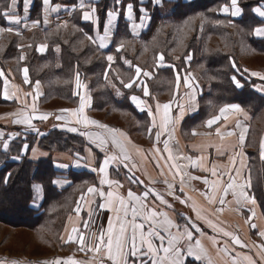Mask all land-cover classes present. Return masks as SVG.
I'll list each match as a JSON object with an SVG mask.
<instances>
[{
    "label": "crops",
    "instance_id": "0c3cea01",
    "mask_svg": "<svg viewBox=\"0 0 264 264\" xmlns=\"http://www.w3.org/2000/svg\"><path fill=\"white\" fill-rule=\"evenodd\" d=\"M100 1L101 0H84L86 5L90 4L92 7ZM146 1L148 0H143V3ZM181 1L191 2L192 0ZM239 1L240 0H238V6ZM34 2L35 0H32L30 3L29 13L23 11L19 12V15L22 17L19 24L6 23V28L12 27L14 29V31L9 33L16 36H22L36 30L48 31L53 27H65L67 23L71 21L74 12L80 9L79 5L81 0H52L53 6L59 5L60 7L57 12H49L47 17L43 15L41 4L39 10L34 13L35 17L33 16ZM137 2L139 3V0H137ZM152 2L154 5L162 6V0H152ZM124 3L127 4L125 0ZM256 5H261L262 10H264V0L260 3L256 2ZM225 6H228L231 11V0H229L226 5L221 6L219 9L220 15L231 19L233 18V20H236L241 16V14L232 16L230 13H225L223 11ZM20 7L22 9L23 5L21 4ZM166 8L170 7L166 6ZM253 14L263 22V25L257 28L264 29V18L259 17L254 11ZM36 20L41 21L39 26H33V21ZM81 22L89 28L87 37H94V41L88 40L94 43L99 50L106 52L113 44L119 19H113L111 21L108 37L103 41L105 45L103 48H100L99 45L101 43L100 37L104 35L103 27L108 23L106 17L99 28H97L94 20L86 22L82 18ZM150 22L149 19H145L143 26L141 27L139 26L140 21L137 19L136 24L138 26L135 28L131 26L130 22H127L130 35L133 37L140 36L143 32L148 30L147 27H149ZM257 28H255L253 32L255 39H264V32L257 34ZM41 45L45 46L43 52L39 51ZM28 47H30V44H25L22 45L20 49L24 50ZM34 49L39 56H44L47 54L48 45L44 40H41L34 46ZM56 51L57 48L55 49V52ZM56 55H58V53H56ZM21 61H23V59H21ZM23 69L24 68L21 70L22 84L13 83L6 77L3 79V88L1 92L2 100L8 103H13L10 106L12 108L10 111L0 115V133L3 134L4 142L5 140L9 142V151L7 153H5L3 147L0 146V154L3 155V158L5 159L3 162H20L21 159L25 158L26 160L31 161L33 168L36 169L41 162L49 159V153L38 147V144L29 146L27 154H21V147L22 144L26 142L24 139H26L27 136L34 135L37 139H40L46 134V132H44V134L38 136L37 133L29 134L28 132L23 136L16 135V132L26 131L28 129L30 131L34 130L28 125L15 122L27 115H48V119L44 121L38 119L32 120V125L39 131L42 129V126H49L50 129L55 128L58 131L62 129L70 134L82 136L84 139L83 156L80 158L75 156L70 158L61 154L59 150H52L51 167L54 171V175L50 179L49 185L58 195L57 198L59 200H57V202H63V199H68L71 203L67 206L68 210L65 214L63 223L58 228V231L57 229L54 230L52 225L46 228H43L41 225L33 229H24L26 232L24 234H29L28 237L25 235V242L30 243V248H26L27 251L24 249L16 252L10 249L1 251L0 264H54L57 260L64 262L69 259L78 262V264H101L100 254L81 251L79 250L78 243L67 242L69 236H72L75 241L78 233L84 234L87 239L90 233L98 232L101 225L106 228L108 218L114 215L107 209L99 208L98 205L105 201L97 194L88 192L89 187L95 186L100 188L101 179H105L106 181H119L123 185L122 188L113 184L111 189H109L108 184L105 183L101 190H112L122 195H126L129 188L138 195H141L143 190L148 187L154 188L164 196L172 207L167 208L164 205H160L158 201H156L155 204H152V206L158 208L161 212H166L171 220L181 226L182 230L183 226L188 223V220L185 219L186 217L195 221L201 231H196L194 228L191 229L193 232L192 243L194 244L196 240H199L207 251V256L202 258L197 264H231V258L236 256L237 253H239L237 258L241 261L243 260L244 255H249L257 262V264H264V259L261 258V253L258 247L260 244L264 243V238L259 235L260 232H264V211L260 208L256 199H254V203L251 200L254 196L251 191L252 179L249 173V157L247 152V150L251 151V149H254L261 155V145L264 142V128L259 135L255 137L259 139V143H257L258 145L256 144L254 147L249 148V146L246 145V143H248V138L250 136L254 137L251 133L252 116L244 110L240 104L225 103L218 109L215 115H212L210 118L203 121L200 126L191 129L190 131H185L183 130V123L187 118L197 114L199 110V98L204 92H206L204 86L198 81L193 85L188 80V86H186L185 80L184 83L173 85V88L167 87L164 89L166 91L159 93L160 100H162L163 103L160 102L159 99L156 100L157 92H152V87L150 85L148 87L147 85H143L142 90L146 87L149 95L146 96L143 91L142 96L145 101L140 107H137L134 103L133 104L139 111L145 110L142 106L148 105L147 112L151 107L154 113V116L149 115L151 125L140 131L141 137L146 141V144L143 145L135 142L132 137L129 136L128 131L130 130L126 128H113L102 124L88 114L92 99L88 96L85 85L80 88L76 86L79 98H77L76 107L69 110L78 111L81 98L83 97L86 101V105L83 113L80 114L79 119L83 120L84 117H87L88 120L95 121L96 124H77V116L72 115L71 112H67L63 115L62 112L43 110L40 102L43 96V87L39 82V87L37 88V81L31 85L30 80L26 83L24 80ZM181 72H183V70H181ZM251 73L260 72L250 71L248 72V75L261 80L258 76L251 75ZM5 80H7V98H5L4 95ZM189 82L191 85H189ZM150 92L153 95V99L150 96ZM157 104L161 106L159 111H156ZM165 104L169 105L168 124L162 133L161 140H168L169 149L174 157L173 160L167 161V163H165V160L160 159L158 153H154V146L163 149V143L156 144L154 134L157 131V128L152 127L153 122H155L157 126H160L163 123L165 116L163 105ZM231 105H238L242 111L235 112L228 107ZM135 106L134 108L136 109ZM221 109H226V111L222 113ZM57 117L63 118L57 119ZM209 120L215 121L211 127L208 126ZM98 125L107 126V128L99 127ZM69 128H75L76 131H68ZM149 128H152L151 135L148 131ZM108 129L117 130L115 134L125 146V149L131 158L128 163L131 164L134 162L138 166L131 172L124 168L122 163L119 165L117 163H111L104 174H101L98 171H92L93 168H98L102 164L106 156L122 155L118 147L111 145V137L113 133L109 132ZM217 129L219 130V135L217 134ZM229 132L233 134L227 135ZM83 133H87V135H84ZM119 133H123L124 136H119ZM185 134H188V137L191 138L190 142L186 141ZM240 135H243L245 138L243 144L239 141ZM12 136H15V138L12 139ZM99 138L107 139L109 141L105 151H101L100 147L97 146ZM33 150L35 154H33ZM163 155L164 157H167L168 153L164 152ZM13 156H18L20 158L13 160ZM3 162L0 161V169L5 165ZM233 162H235L236 167L240 169L242 176L244 177V179H237L240 180L241 183L248 182L250 184L246 189L250 197L249 201L242 208H237L232 196L229 195L224 205H220L218 202H215V200L213 203H209L204 193L207 192L209 196H216V194L211 191L212 184L217 181L218 177H221V184L228 180V176L223 175V173L231 171ZM157 163L160 165L159 168L156 167ZM173 163H179L181 165V170L185 173V184L182 192L179 190L181 187L179 178L177 177L173 179L172 172L175 170L170 171L168 168V165ZM117 167H119V171H117ZM213 168L216 169L218 176H212L211 171ZM161 172H163V175L160 174ZM133 173L134 177L138 178V181H143L144 183H132L128 177L132 176ZM5 177L3 183L7 184V182H5ZM191 177H200L201 179H192ZM203 178L209 180L208 185L203 183ZM165 180L169 183L175 184V196L179 197V199L173 198V196L169 194V189L165 184ZM36 184L42 185V192L39 196H37L34 188V185ZM44 184L45 183L42 180H36L31 183L32 195L28 206L33 212H35V215H40L43 212L42 205L45 199ZM152 200L153 197H149L150 204L152 203ZM181 200H184L186 203H181ZM221 208L223 209L222 211H220ZM90 212L92 213V216L89 221ZM197 212L203 217L202 219L197 217ZM85 222H89L87 229L83 227ZM253 224L255 225L254 228L252 227ZM210 225H215V227ZM73 227L78 229V233L72 232ZM224 231L229 232L232 236H238L242 244L247 245V247L242 248L239 245L231 243L230 237H225L223 235ZM48 232L57 233V236H45ZM173 232L175 233V229H173ZM187 243L186 238L181 240L182 245H186ZM35 246L36 248H33ZM225 247H227L228 250L227 255L224 251ZM28 251L31 252L29 253ZM188 259L191 262V258ZM243 264H246V262H243Z\"/></svg>",
    "mask_w": 264,
    "mask_h": 264
},
{
    "label": "trees",
    "instance_id": "16d2710c",
    "mask_svg": "<svg viewBox=\"0 0 264 264\" xmlns=\"http://www.w3.org/2000/svg\"><path fill=\"white\" fill-rule=\"evenodd\" d=\"M6 1L0 0V9L6 6L4 5ZM228 1L192 0L191 2H182L181 0H162L161 7L173 6L169 16L171 22L167 23L161 12H156V14L151 16V22L146 33L133 40V42L127 30V22L121 15L113 44L106 52L99 50L97 46L88 40L89 28L81 22V12L75 11L71 21L63 27L65 28L64 31H61V27H53L48 31L38 30L35 31V33H39L36 37L31 36L34 32L23 37L6 33L11 39L7 42L8 45L3 54H0V64L4 67L6 60H13L19 63L20 58L24 55L25 60L22 63L20 62L19 66L22 64L28 68L31 81H39L44 85V95L41 104L46 100L45 86H47V94H51L56 100L67 101L70 105L74 104L77 99L71 95V92L73 91L72 79L73 75H75V70H77L80 78L85 81L93 75L94 82L88 80L89 85L94 84L103 87L101 88L102 90L90 87L93 100L91 110L101 111L107 107L109 110L118 112L121 115L128 114L131 118L140 122V118H143L144 114L136 112L125 99L119 103L107 99L111 95L106 94L104 90L106 87L102 81L105 64L102 60L97 59L98 56L105 57V55L109 54L115 45L117 37H122L124 40L132 42L130 43L131 45L146 47L150 51L152 59L155 56L153 53H155L156 42L160 41L162 52L166 56H170L171 59L170 46L173 45L177 36L173 33V30L178 31L176 29L195 24L196 29L189 37L187 48L182 53V56L189 51L192 52L190 68L196 70L202 80V85H209V92H204L200 96L199 110L197 114L184 121L183 130L189 131V129L200 126L208 115H215L223 104L237 103L252 116L251 133L254 137H257L264 128V96L255 93L252 87L258 83L263 84L264 80L254 79L248 75V72L258 71L264 75V39H255L253 35L254 29L263 25V22L252 13L251 9L254 0H240V5L244 12V16L240 19L232 20L229 17L220 15L219 9ZM112 3L113 0H101L94 4L93 7L96 8V15L99 16L100 26L105 20L106 9L111 8ZM40 4L41 0H35L33 16L39 10ZM215 11H218V13ZM193 19L194 22L192 23ZM6 26V21L0 19V27L6 28ZM160 27H167L169 31L161 32L158 40H156V29ZM200 28H202L201 32H197V29L200 30ZM40 36L44 37L41 40H45L49 48L46 55L39 56L35 49L31 47L26 50L20 49L25 42L22 39L26 38L30 42L35 43L40 40ZM83 36L84 41L87 42L86 45L80 44ZM209 36H211V40L208 41ZM240 42L244 44L245 48L237 51V45ZM208 44L212 46L210 50L206 48ZM55 48L60 49L58 55L54 53ZM122 52L126 59L131 61L135 59L132 55H130L131 57L128 56L129 50H126L125 47H123ZM137 53L135 50V55ZM238 55H241V58L245 56L258 57L259 59L256 60H261L263 63L260 64V67L251 68L244 62L238 61ZM89 58L91 59L88 61ZM167 60H169L168 57ZM163 74L166 75L157 79L159 85H150L153 92L160 93L166 91L164 89L167 87L171 88V84L167 85V82L168 78L172 77V72L169 69H163ZM233 77L240 82L242 85L241 89L235 87ZM11 105L12 103H8L0 97V106L7 107ZM126 123L129 124V122ZM138 130L141 131L140 128ZM249 138L253 141V137L250 136ZM70 139H75L82 145V141L76 136H67L58 130H52L40 139L30 135L24 140L29 146L38 144V147L52 151L54 148L60 150V147L67 146L71 142ZM248 142L250 143L249 148L256 145L255 142H250V140ZM247 152L248 157L251 159L249 164L253 168V164L256 162L252 161L253 158L251 157L256 154V151L251 149V151L247 150ZM0 156L2 157L0 161L3 162L5 159L3 155L0 154ZM51 161V158H49L41 162L36 169L33 168L31 161L27 160L3 162L5 165L0 169V223L15 229H33L41 225L46 228L52 225L53 229L58 231L67 213V206L71 203L68 199H63V202H57L59 200L57 198L58 195L49 185L50 179L54 175ZM7 173H11V176L7 180V184H4L3 179ZM36 180H42L45 183L43 212L40 215H35V212L28 206L32 195L31 183ZM252 187L253 191L256 190L257 192V187L260 188V185L259 183H254ZM256 192L255 194H257ZM53 233L48 232L45 236H57V233Z\"/></svg>",
    "mask_w": 264,
    "mask_h": 264
},
{
    "label": "snow or ice",
    "instance_id": "6c2138e0",
    "mask_svg": "<svg viewBox=\"0 0 264 264\" xmlns=\"http://www.w3.org/2000/svg\"><path fill=\"white\" fill-rule=\"evenodd\" d=\"M32 0H10L6 7L0 9V19H4L7 24H19L22 20L21 15H19L20 11L25 13L30 12V3ZM140 7L137 10L133 3L129 2L127 4L124 3V0H113V8L106 9L105 17L108 21L107 24L104 25L103 31L104 35L100 37L101 43L99 45L100 48H103L105 45L103 41L107 39L110 24L113 19H119L121 15L123 18L131 23L133 28L137 27L136 20L140 21L139 26H143V22L145 19H149L150 17L146 16L147 9L143 7V0H139ZM21 4L23 5L21 9ZM59 5H52V0H41V10L43 15L47 17L49 12H57L59 10ZM82 18L84 21H93L96 24L97 28L100 27L99 16L96 15V8L92 7L90 4L86 5L84 0H81L79 5ZM231 11L228 6H225L223 11L225 13H230L232 16H236L238 14H242V10L238 6V0H231ZM253 11L261 18H264V10H262L261 5H257L253 7ZM138 13V14H137ZM95 18V19H94ZM41 23L40 20L33 21V26H39ZM66 24V22H65ZM12 32L14 29L12 27H0V32ZM257 34H261L264 32V29L257 28ZM19 34V33H17ZM89 40L94 41V37L88 36ZM44 45H41L39 51H44ZM119 50V48L117 49ZM20 59H23L21 57ZM108 61H112L113 57L109 55L107 57ZM163 55L160 56L161 62L163 61ZM24 80L25 82H29L28 77V69L24 68ZM136 72L140 73L141 69L136 68ZM2 75V73H0ZM145 76L148 73H144ZM253 76H258L261 80H264V75L260 73H251ZM233 81L235 82L236 86L239 88L242 85L239 81L233 77ZM179 82V81H178ZM79 77L77 74V87H79ZM185 85L188 86V81H185ZM125 87H131L132 84L128 83L124 85ZM36 87H39V81L36 82ZM258 91H264V88H258ZM144 94L147 96L149 95L148 89L145 87L143 89ZM5 98H7V80H5ZM131 100L137 107H140L143 103L140 101L136 96H132ZM194 101V98H193ZM86 105L85 99L81 98V103L78 111H73L69 109H63L62 112H71L72 115L77 116L76 123H83V124H96L95 121L88 120L87 117H84L83 120L79 119L80 114L83 113L84 108ZM160 105L157 104L156 111H159ZM235 112H241V108L238 105H231L228 106ZM164 109V120L160 126H157L155 122H153L152 127L157 128L155 132V142L156 144L163 143V149L160 147L154 146V153H158L160 155V159L167 161H171L174 159L171 150L169 149L168 140H161L162 133L164 129L167 127L168 124V111L169 105H163ZM143 110V109H141ZM226 109H221L223 113ZM148 114L150 116H154V113L151 109H149ZM182 115V112H181ZM63 117H57V119H62ZM38 119L41 121L47 120L48 115L42 114L38 116L27 115L23 116L22 119H18L15 122L20 124L28 125L32 127L38 135H42L39 133L38 129H35L32 125V120ZM219 119V118H217ZM215 121L209 120L208 126L211 127ZM99 127H105L103 125H98ZM68 131L75 132V128H69ZM109 132L113 133L111 137V145L118 147L122 155H111L106 156L103 160L102 164L98 168H93L92 171H98L101 174H104L106 170L109 168L111 163H120L123 164V167L128 169L130 172L137 168L138 166L133 162L129 164L130 156L128 155L125 146L121 143L118 136L115 134L117 130L115 129H108ZM149 134H152V128L148 129ZM87 135V133H83ZM217 134L219 135V130L217 129ZM233 133L229 132L227 135H232ZM119 136H124L123 133H119ZM12 139L15 136L11 137ZM244 136H239V141L241 144L244 143ZM0 140H4L3 134L0 133ZM109 141L107 139L99 138L98 147H100L101 151H105L107 148ZM3 150L5 153L9 151V142L5 140L2 144ZM29 150V145L25 142L22 144L21 147V154H27ZM167 152L168 156L164 157L163 153ZM33 154L34 150H33ZM261 155L264 157V144L261 145ZM20 157L13 156V160H17ZM182 158V157H181ZM190 159V158H188ZM156 167H160L159 163H157ZM168 168L170 171L175 170L172 172L173 179L179 178L180 182V191H183V186L185 184V173L181 170V165L179 163L169 164ZM117 171H119V167H117ZM163 175V172L160 173ZM212 176H218V173L215 168L211 171ZM223 175L228 176V180L224 183H220L221 177H218L217 181L213 182L211 191L216 194V196H209L207 192L204 193L206 199L209 203L218 202L220 205H224L226 203V199L229 195L232 196L233 201L237 208H242L250 199L248 192L246 189L250 186L248 182L241 183L240 179H244L242 173L239 168L236 167L235 162H233V166L231 171H226ZM11 173H8L5 177V182L10 178ZM192 179H201L200 177H191ZM128 179L132 183L139 182L143 184V181H138V178L134 177V173L132 176H129ZM55 183V181H54ZM107 183L109 189H111L113 184H116L118 187L122 188L123 185L119 181H106L105 179L100 180V188L95 186L89 187L88 192L97 194L104 203L98 205L99 208L107 209L109 212H112L114 215L109 217L107 220L106 228L101 225L100 230L98 232H92L89 234L88 238H85V235L82 233H78V229L73 227L72 232L78 233L77 239L74 241L72 236L68 237L67 242L72 243L76 242L79 244V250L85 252H95L100 254L101 256V264H197V262L201 261L202 258L207 256L206 249L202 246L199 240H196L195 243H192L193 240V232L191 229H196V231H201L199 226L195 223V221L191 220V218H185L188 220V223L183 226V230L181 226L175 223L173 220L170 219L166 212H161L158 208L153 207L152 204H155L156 201L159 202L160 205H164L167 208L172 207L171 204L157 192L154 188L148 187L143 190L141 195H138L133 192L131 188L128 189L126 195H122L116 193L112 190L104 191L101 190L104 184ZM203 183L205 185L209 184V180L207 178H203ZM165 184L169 189V194L173 196V198L179 199V197L175 196V189L176 186L173 183H169L165 180ZM35 191L37 196L40 195L42 192V185L36 184L34 185ZM149 197H153L152 203H149ZM252 202L254 203V198H251ZM181 203H186L184 200L180 201ZM195 210V209H194ZM223 209L221 208L220 211ZM92 213H89V221L91 220ZM198 218H203L200 216V213L197 212ZM250 219V218H249ZM88 223L85 222L83 227L85 229L88 228ZM215 227V225H210ZM252 227L254 228L255 225L253 224ZM175 229V233L173 232ZM223 235L225 237H230L231 243L235 245H239L240 247H247V245L242 244L241 240L238 236H232L229 232L224 231ZM259 235L264 238V232H260ZM187 240L186 245L181 244V240ZM259 250L261 253V258L264 259V243L260 244ZM225 254H228L227 247L224 249ZM236 256L231 258V264H257V262L249 255H244L243 260L241 261ZM188 258H191V262ZM54 264H78V262L69 259L68 261H55Z\"/></svg>",
    "mask_w": 264,
    "mask_h": 264
},
{
    "label": "rangeland",
    "instance_id": "374dc122",
    "mask_svg": "<svg viewBox=\"0 0 264 264\" xmlns=\"http://www.w3.org/2000/svg\"><path fill=\"white\" fill-rule=\"evenodd\" d=\"M9 1L10 0H7L4 5L7 6ZM125 1H126V3H129V2L133 3L135 8L137 10L139 9L140 4L137 2V0H125ZM241 1H244V0H241ZM246 1H249V0H246ZM261 1L262 0H257V2H259V3ZM255 2H256V0H254V3H252L253 4L252 7L257 6ZM226 4H224V5H226ZM143 6L147 9L146 15H147V17H150V21H151V16H153V14H156V12L159 11V12H161V15L164 18H166L165 21L167 23L171 22V20L169 19V16H170V13L172 11L171 7H173V6H167L170 8H166V7L161 8L160 5L159 6L154 5L152 0L146 1L145 3H143ZM239 6L242 10V14L238 19H240L244 16V12H243V9L240 5V1H239ZM113 7H114V5L112 3L111 8H113ZM155 9H157V10L155 11ZM76 11H80V9H78ZM215 12L218 13V11H215ZM252 13H253V11H252ZM204 20L208 21L206 19H204ZM232 20H233V18H232ZM193 22H194V19L192 20V23ZM148 28L149 27H147V29ZM195 29H196L195 24H189V25L184 26L182 28L176 29L178 31H175L172 29L173 33L177 36L174 40L173 45L170 46V53L172 56L171 59H170V56H166L162 52V49H161L162 45H161L160 41L156 42V45L154 48L155 53H153V54H155V56L153 59L151 58L152 56H151L150 51L146 47L141 46V45L139 47L138 45H131L130 44L133 42V40L138 39L140 36H142L144 33H146V31L143 32L140 36H137V37L131 36L132 42L124 40L122 37H117L115 45H114L113 49L110 51V53L105 55V57L104 56L103 57L98 56V58H97L98 60L99 59L102 60V62L105 64V67L103 70L102 81L104 82V86L106 87V89H104L106 94L111 95V97H109L107 99H111L109 101H112V102L115 101L118 103L121 101H124V99H125V101L127 103H129V105H131L134 108L135 105L133 104V102L131 100V96L132 95L136 96L140 101L144 102L145 99H143V96H142V94H143L142 93L143 92L142 86L147 85V87H148L149 85H159V83L157 82V79L163 78L164 75H166V74H163V69H169L172 72V77L168 78V82H167V85L171 84L172 88H173V85H179V83H184L185 80L190 81L193 85H195V83L198 81L202 85V83H201L202 80L199 77V75L197 74L196 70L190 68V65L192 62V52L189 51L188 53H186L182 56V53H184L185 49L187 48V43L189 41V37L194 33ZM64 30H65V28H63L61 26V31H64ZM127 30H128V33H130L129 27H127ZM166 30L169 31V28H167V27L161 28L160 27V28L156 29V40H158L160 33L165 32ZM201 30H202V28H200V30L197 29V32H201ZM36 31H38V30H36ZM6 33H9V32H7V31L0 32V54H3L4 50L6 49V47L8 45L7 42L11 39L10 36H7ZM30 33H33V32H30ZM9 34H11V33H9ZM11 35H14V34H11ZM38 35H39V33H35V31L33 34H31L32 37H36ZM23 36L24 35L18 36V37H23ZM39 38H40V40H37V42H35V43L30 42L26 38L22 39L23 41H25L22 45L30 44V47L34 48V46L39 41H41V38H44V37L40 36ZM209 40H211V36L208 37V41ZM26 41H28V42H26ZM80 44L81 45L87 44V42L84 41V36L81 39ZM93 45H95V44L93 43ZM123 47H125L126 50H129V52H128L129 57H131L130 55H132V57L133 56L135 57V59L133 58L134 59L133 61L125 58L124 53L122 52ZM118 48H119V50H117ZM206 48H208V50H210L212 48V46H210V44H208V47L206 46ZM243 48H245L244 44L242 42L238 43L237 51H238V49H243ZM26 49H24V50H26ZM55 49H54V51H55ZM48 50H49V48H48ZM135 50L138 52L136 55H135ZM54 53L59 54L60 53L59 48H57V51ZM109 55H111L113 57V60L111 62L108 61V59H107V57ZM161 55H163V58H164L162 62L160 60ZM240 56L241 55H238V57H237L238 61H240L241 63L244 62L247 66H249L251 68L260 67L261 66L260 64L263 63L261 60H256V59H259L258 57L253 58L252 56H245V57L241 58ZM22 57H24V55ZM167 57L169 60H167ZM240 58H241V60H240ZM90 59L91 58H89L88 61ZM24 60H25L24 58H23V61H21V59H20V62L22 63V62H24ZM5 63H6V65H5L6 67L5 66L3 67L0 64V73H2V75H0L1 92H2V88H3V86H2L3 85V79H5V77L8 78L13 83L22 84V82H21V80H22L21 70H22V68L26 67L25 65H22V64H20L21 66H19V63H16L13 60H10V61L6 60ZM172 66H173V68H172ZM137 67L141 69L140 73L136 72ZM181 70H183V72H181ZM144 73H148V75L145 76ZM74 74L75 75H73V79H72L73 91L71 92V95H73V97H76V99H77V98H79V93H77L78 89L76 88V86H77V74H78L77 70H75ZM28 77H29L30 85H31L34 82H33V80L31 81L29 72H28ZM78 77H79V82H80L79 88L81 86L85 85L87 92H88V96L91 97V99H92L91 91H90L91 86H92V89L94 87L96 90H102L101 88L103 86L94 85V84L89 85L88 80H91L92 82H94L93 81L94 80L93 75H91V78H87L88 79L87 81L82 80L80 78L79 74H78ZM185 78H187V79H185ZM169 79H170V81H169ZM254 79H257V78H254ZM91 81H90V83H91ZM190 82H189V85H191ZM128 83H131L133 86H131L130 88L125 87L124 85L128 84ZM40 84L42 85V87H44V85L41 82H40ZM202 86H204L206 93H208L209 92V85H206V86L202 85ZM235 87L237 89H241L242 86L238 88L235 84ZM252 88H253V91L255 93L264 96V91H258L257 90L258 88H264V84L258 83L256 85H253ZM46 90H47V86H45V99L46 100H44L43 104H41V108H43V110L50 111V112L51 111L62 112L61 110H63V109H71V108L76 107V102L78 99L75 101L74 104L70 105V103L67 101L56 100L54 98V96H52L49 93L47 94ZM1 92H0V97L2 99ZM43 95H44V88H43ZM74 95H76V96H74ZM156 95H157L156 100L159 99L160 102H163L162 100H160L159 93H157ZM150 96L153 99V95L151 92H150ZM42 98H43V96H42ZM42 98H41L40 102H42ZM92 103H93V100L91 101V105H92ZM142 108L145 110L139 111L137 107H136V109L134 108L135 111L138 112L139 114H144V117L140 118V122H137L135 119L131 118L128 114L121 115L118 112H114L112 110H109L107 107L101 111H92L91 106H90V109H88V114L91 115V117L93 119H97L98 122H101L102 124L111 126L113 128H119V129L120 128H122V129L126 128V129L130 130V131H128L129 136L132 137V139L135 142H138L140 144L145 145L146 141L141 137L140 131L138 129L140 128L142 130V127L147 128L149 125H151V122L149 121L150 117H149V114L147 112L148 105H144V106H142ZM10 109H12L10 106H7V107L0 106V115L2 113L10 111ZM150 109L152 110L151 107H150ZM62 113H63V115H65L67 112H62ZM210 117H211V115H208L204 119V121ZM126 122H129V124H127ZM126 125H129V126H126ZM195 128L196 127H194L193 129H195ZM199 128H201V127H199ZM52 130H56V129L55 128L50 129L49 126H44V127L42 126V129L39 132L41 134H44V132H46V134H44V136H46L49 133V131H52ZM190 130L191 129H189V131ZM15 131H17V130H15ZM28 132H29V134L37 133L35 130L30 131L28 129L26 131L16 132L17 133L16 135H18V136L22 135L23 136V135H26ZM60 132L67 135V136H76V138H78L79 140L82 141V145H80V143L78 141H76L75 139H70L71 142L69 144H67V146H65L63 148L60 147L59 151L61 152V154H64L65 156H68L70 158H72L74 156L77 158L82 157L83 156V142H84L83 137L77 136L74 134H70V133H68L62 129L60 130ZM188 136H189L188 134H185L186 141L190 142L191 138ZM257 139L258 138L253 137V141H252L250 138H248V140H250V142H255V143H256ZM3 143H4V140L0 141V146H2ZM257 143H259V139H258ZM263 144H264V142H263ZM246 145L250 146V143L248 142V143H246ZM54 150H56V148H54ZM44 151L49 153L48 158L52 157V154H51L52 151H49L46 149H44ZM251 158H253L252 161L256 162L255 164H253L254 165L253 168H252V165L250 166V164H249V173H250L251 179H252V186L254 183H259V185H260V188L257 187V192H256V190L253 191L252 186H251V191H252V194L254 196V199L257 200L260 208L263 209V211H264V157H262L259 153L256 152V154ZM1 159H2V157L0 156V160ZM22 160H26V159L23 158L20 160V162ZM27 161H29V160H27ZM249 161H251L250 158H249ZM255 192L257 194H255ZM24 233H26V232L24 231L23 228H17V229L13 228L12 229L11 227L6 226L3 223H0V252L3 250H6V249L14 250L15 252L19 251V250L21 251V249L22 250L24 249L27 251L26 248H28V249L30 248L29 247L30 243L25 242V235L26 234H24ZM28 235H26V237H28ZM33 248H36V246Z\"/></svg>",
    "mask_w": 264,
    "mask_h": 264
}]
</instances>
